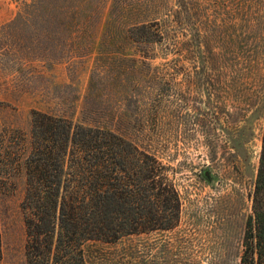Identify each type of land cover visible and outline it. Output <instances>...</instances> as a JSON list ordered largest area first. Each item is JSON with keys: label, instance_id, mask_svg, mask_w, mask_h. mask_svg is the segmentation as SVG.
<instances>
[{"label": "rangeland", "instance_id": "1", "mask_svg": "<svg viewBox=\"0 0 264 264\" xmlns=\"http://www.w3.org/2000/svg\"><path fill=\"white\" fill-rule=\"evenodd\" d=\"M34 1L0 0V264H26L34 111L121 136L181 197L173 229L88 241L87 264H241L264 131V0Z\"/></svg>", "mask_w": 264, "mask_h": 264}, {"label": "trees", "instance_id": "2", "mask_svg": "<svg viewBox=\"0 0 264 264\" xmlns=\"http://www.w3.org/2000/svg\"><path fill=\"white\" fill-rule=\"evenodd\" d=\"M64 19L72 24V16ZM154 162L106 129L34 111L20 206L25 263L87 264L82 246L88 241L113 244L173 229L181 197ZM251 202L241 264H264V131Z\"/></svg>", "mask_w": 264, "mask_h": 264}, {"label": "water", "instance_id": "3", "mask_svg": "<svg viewBox=\"0 0 264 264\" xmlns=\"http://www.w3.org/2000/svg\"><path fill=\"white\" fill-rule=\"evenodd\" d=\"M208 175H209V172L205 171V176L208 177Z\"/></svg>", "mask_w": 264, "mask_h": 264}, {"label": "flooded vegetation", "instance_id": "4", "mask_svg": "<svg viewBox=\"0 0 264 264\" xmlns=\"http://www.w3.org/2000/svg\"><path fill=\"white\" fill-rule=\"evenodd\" d=\"M204 177H205L206 179H209L210 175H208V177H206V176H205V172H204Z\"/></svg>", "mask_w": 264, "mask_h": 264}]
</instances>
